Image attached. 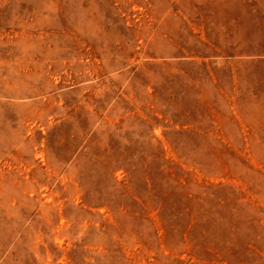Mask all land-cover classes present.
Here are the masks:
<instances>
[{
    "label": "rangeland",
    "instance_id": "rangeland-1",
    "mask_svg": "<svg viewBox=\"0 0 264 264\" xmlns=\"http://www.w3.org/2000/svg\"><path fill=\"white\" fill-rule=\"evenodd\" d=\"M0 264H264V0H0Z\"/></svg>",
    "mask_w": 264,
    "mask_h": 264
},
{
    "label": "trees",
    "instance_id": "trees-1",
    "mask_svg": "<svg viewBox=\"0 0 264 264\" xmlns=\"http://www.w3.org/2000/svg\"><path fill=\"white\" fill-rule=\"evenodd\" d=\"M186 123L187 122L181 124L184 125ZM154 159L157 160L156 169L159 174L155 180V204L153 208L158 210L163 227L171 226V228H173L178 224L177 218H179L180 215L183 213L190 214L192 210L195 212L198 210L189 202V200L196 195L193 196V194L183 190L185 185L181 177L170 169L171 166L167 163V160L164 159L159 150L155 152ZM119 195H126L125 190L122 189L119 191ZM164 209L165 213L162 211ZM189 224L188 221L187 226Z\"/></svg>",
    "mask_w": 264,
    "mask_h": 264
}]
</instances>
